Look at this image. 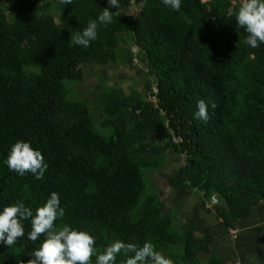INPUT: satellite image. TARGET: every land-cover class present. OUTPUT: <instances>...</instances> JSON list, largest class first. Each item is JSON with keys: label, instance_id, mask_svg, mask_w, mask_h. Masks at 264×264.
<instances>
[{"label": "trees", "instance_id": "1", "mask_svg": "<svg viewBox=\"0 0 264 264\" xmlns=\"http://www.w3.org/2000/svg\"><path fill=\"white\" fill-rule=\"evenodd\" d=\"M239 2L183 0L175 12L161 0H122L113 23L83 48L70 42V33L96 18L107 0L66 6L0 0V205L22 199L34 209L56 191L65 208L56 226L91 231L99 250L116 239L147 240L174 264H205L198 253L208 244L189 230H172L174 217L159 191L146 194L145 178L152 182L169 152L183 155L169 184L206 201L215 196L223 204L217 215L229 228L264 200V45H245L246 33L226 15ZM120 42L130 47L125 64L134 66L131 49L137 48L152 82L132 94L101 88L92 104L72 98L65 81L80 84L90 63H116ZM153 85L155 104L147 100ZM200 99L209 104L206 122L193 117ZM17 139L44 154L49 167L42 180L2 163ZM24 224L25 237L0 246V264L33 258L28 253L39 241L27 239L30 223ZM206 263L236 264L216 255Z\"/></svg>", "mask_w": 264, "mask_h": 264}, {"label": "clouds", "instance_id": "2", "mask_svg": "<svg viewBox=\"0 0 264 264\" xmlns=\"http://www.w3.org/2000/svg\"><path fill=\"white\" fill-rule=\"evenodd\" d=\"M183 0H161V3L175 12L181 10ZM64 6L73 0H60ZM122 0H107L96 18L89 19L80 31L70 33V42L75 46L88 48L98 38V29L113 23L114 16L121 8ZM115 8L116 11H110ZM226 15L235 19L246 35L243 43L256 49L264 45V0H240L238 7L229 8ZM215 108V104L211 105ZM209 104L200 99L196 103L193 117L208 121ZM10 172L23 177L31 173L36 180H42L49 164L39 148L31 141L17 139L13 142L2 161ZM65 208L61 205L60 194L50 192L43 204L34 209L22 199L0 205V246L10 248L25 237V221L30 223L27 231L29 241H39V246L28 253L33 257L27 264H90L95 256V264H117L118 257H123V264H174L173 260L158 251L150 241L143 244L116 239L106 244L102 250L96 245V237L91 231L75 228L71 224L56 226V221L64 217ZM18 264H23L18 261Z\"/></svg>", "mask_w": 264, "mask_h": 264}, {"label": "crops", "instance_id": "3", "mask_svg": "<svg viewBox=\"0 0 264 264\" xmlns=\"http://www.w3.org/2000/svg\"><path fill=\"white\" fill-rule=\"evenodd\" d=\"M143 67L139 68L143 72L141 78L144 88L153 79L148 76L146 67ZM102 85L105 86L103 80ZM178 157L176 153L169 152L165 166L155 171L152 179L155 192H160L165 211L171 214L174 212L181 229L189 230L197 239L208 244L207 248L198 253V258L204 253L207 256L206 262L211 255H216L223 261L236 264H264V200L253 207L249 218L240 222L237 227L229 228L217 215L218 207L223 205L221 202L206 201L195 191L174 188L169 184V176L177 170L174 167ZM165 169L171 170V173L167 179H162L158 173Z\"/></svg>", "mask_w": 264, "mask_h": 264}, {"label": "rangeland", "instance_id": "4", "mask_svg": "<svg viewBox=\"0 0 264 264\" xmlns=\"http://www.w3.org/2000/svg\"><path fill=\"white\" fill-rule=\"evenodd\" d=\"M123 42V41H122ZM122 42L119 43L118 49H117V64H111L103 67H97L93 63L88 64L84 68L83 72V81L80 84H76L73 82L65 81V85L67 88L72 91V98L77 99H86L91 104L95 102V94L103 89L104 87H118L125 91L127 94L135 93L136 91H143V82H142V69L139 68L140 66H145L144 62L139 60V63L137 65L132 66L131 68L125 64L124 57L127 55V52L130 51V47L123 46ZM123 59V60H122ZM139 66V67H138ZM144 68V67H143ZM141 69V70H140ZM105 84L102 85V80ZM152 79V78H151ZM92 115L95 122V126H98L99 123V110L96 109L94 106L92 107ZM95 128V127H94ZM95 130L98 133H101L105 136H109L111 134V130H104L95 128ZM169 154V153H168ZM171 154V152H170ZM177 161V165H175L174 169L178 168V166L183 164V155H179ZM181 158V160H180ZM168 169H165V171H162L158 173L161 178L167 179L169 176V173H171V170L167 171ZM155 174V172H154ZM150 175H147L145 178V181L148 185V189L146 194L155 192V185ZM153 178V177H152ZM173 219V225L172 230L175 232H180L181 227L179 221L176 219V215L174 212H172ZM174 252L177 251V248H174ZM206 255L204 253H201L199 258L201 262H206ZM207 264V263H205Z\"/></svg>", "mask_w": 264, "mask_h": 264}, {"label": "built area", "instance_id": "5", "mask_svg": "<svg viewBox=\"0 0 264 264\" xmlns=\"http://www.w3.org/2000/svg\"><path fill=\"white\" fill-rule=\"evenodd\" d=\"M131 53L133 54V63H134V65H137L139 63V60L136 57V55L138 53V49L137 48H132L131 49ZM156 93H157V88H156L155 85H153L152 86V94H148L147 95V100L150 101L151 103L155 104L157 102ZM211 202L212 203H217V199H216L215 196H213L211 198Z\"/></svg>", "mask_w": 264, "mask_h": 264}]
</instances>
